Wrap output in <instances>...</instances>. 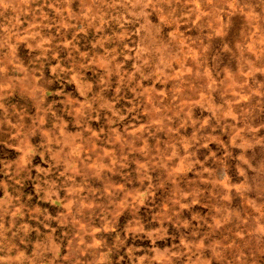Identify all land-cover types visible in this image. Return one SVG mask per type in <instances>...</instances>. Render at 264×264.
<instances>
[{
	"label": "rangeland",
	"instance_id": "rangeland-1",
	"mask_svg": "<svg viewBox=\"0 0 264 264\" xmlns=\"http://www.w3.org/2000/svg\"><path fill=\"white\" fill-rule=\"evenodd\" d=\"M0 264H264V0H0Z\"/></svg>",
	"mask_w": 264,
	"mask_h": 264
}]
</instances>
